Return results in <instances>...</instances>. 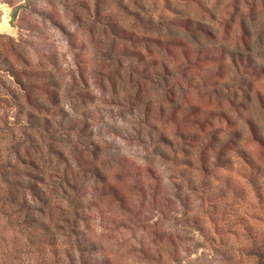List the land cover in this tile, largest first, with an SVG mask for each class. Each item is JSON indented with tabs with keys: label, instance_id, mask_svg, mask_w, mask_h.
I'll list each match as a JSON object with an SVG mask.
<instances>
[{
	"label": "rangeland",
	"instance_id": "obj_1",
	"mask_svg": "<svg viewBox=\"0 0 264 264\" xmlns=\"http://www.w3.org/2000/svg\"><path fill=\"white\" fill-rule=\"evenodd\" d=\"M28 1L0 0V170L59 258L264 264V0Z\"/></svg>",
	"mask_w": 264,
	"mask_h": 264
},
{
	"label": "trees",
	"instance_id": "obj_2",
	"mask_svg": "<svg viewBox=\"0 0 264 264\" xmlns=\"http://www.w3.org/2000/svg\"><path fill=\"white\" fill-rule=\"evenodd\" d=\"M34 124L42 126L39 120ZM10 166L16 170V176L24 173L20 167ZM0 176V264H74L70 259L59 258L63 249L56 228L29 217L26 211L29 204L21 189L31 190L34 185L28 182L30 185L26 186L21 178L2 170ZM81 262L84 264L87 260L83 258Z\"/></svg>",
	"mask_w": 264,
	"mask_h": 264
},
{
	"label": "water",
	"instance_id": "obj_3",
	"mask_svg": "<svg viewBox=\"0 0 264 264\" xmlns=\"http://www.w3.org/2000/svg\"><path fill=\"white\" fill-rule=\"evenodd\" d=\"M29 7V1L25 0L24 4H20L18 6H16L10 13V24L11 26H15L16 25V20L20 14V12L22 11V9L24 8H28Z\"/></svg>",
	"mask_w": 264,
	"mask_h": 264
},
{
	"label": "bare ground",
	"instance_id": "obj_4",
	"mask_svg": "<svg viewBox=\"0 0 264 264\" xmlns=\"http://www.w3.org/2000/svg\"><path fill=\"white\" fill-rule=\"evenodd\" d=\"M8 17H3L1 20H0V27L2 28H8ZM10 24V22H9ZM11 25V24H10ZM8 30V29H7Z\"/></svg>",
	"mask_w": 264,
	"mask_h": 264
}]
</instances>
